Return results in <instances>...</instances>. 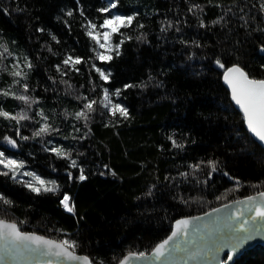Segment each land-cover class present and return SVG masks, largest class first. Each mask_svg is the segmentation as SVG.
Masks as SVG:
<instances>
[{"label": "trees", "instance_id": "16d2710c", "mask_svg": "<svg viewBox=\"0 0 264 264\" xmlns=\"http://www.w3.org/2000/svg\"><path fill=\"white\" fill-rule=\"evenodd\" d=\"M108 2L0 0V42L13 53L0 64L10 69L18 58L23 66L27 56L33 65L23 67L27 94L39 101L28 112L32 119L19 125L0 117V148L23 160L24 169L61 186L58 194L37 195L11 174L0 176V193L13 202L0 203V219L16 222L23 232L74 240L76 253L96 264L149 254L170 236L176 221L264 191V148L247 130L224 85V69L216 63H239L264 78V0H119L113 13L136 15L133 26L121 30L133 38L120 55L113 52L114 58L103 62L95 58L98 46L84 25L91 20L99 26L110 13L98 9ZM193 5L200 7L189 11ZM69 55L87 63L75 71L62 63ZM93 64L111 71L110 82L100 79ZM12 80L7 71L0 72V88ZM103 88L121 90L112 100L128 109L127 118L112 116L99 104ZM84 96L98 102L87 125L75 118ZM0 107L15 114L25 106L0 97ZM40 110L56 131L33 137L45 123ZM17 129L29 139H20ZM5 136L16 139L17 151L5 146ZM173 139L183 148L173 147ZM53 147L70 152L87 179L79 180V168L57 157ZM209 161L216 162V171ZM198 163L194 171L190 165ZM65 192L75 214L60 204ZM234 264H264V248L246 252Z\"/></svg>", "mask_w": 264, "mask_h": 264}, {"label": "snow or ice", "instance_id": "6c2138e0", "mask_svg": "<svg viewBox=\"0 0 264 264\" xmlns=\"http://www.w3.org/2000/svg\"><path fill=\"white\" fill-rule=\"evenodd\" d=\"M119 5V0H109L106 7L98 9L101 13H110L103 19V22L97 26L91 20H88L84 25L86 34L89 38L98 46L99 49L104 51H98L96 48L93 49L96 52V59L103 62H110L114 57L113 52L118 56L120 55V49L127 40H131L133 37L126 35L122 32V29H128L133 26V22L136 20V15H121L118 12L113 13L114 9H117ZM200 6L193 5L189 8V11H195ZM261 10H264V3L260 5ZM202 11V8L200 9ZM230 10V9H229ZM68 16H72L73 12L68 11ZM81 15H83V10L81 9ZM216 23V21H214ZM168 28H170L171 22H167ZM203 25V23L201 24ZM143 24H139L138 28H143ZM104 29V31H100ZM167 29L162 27L161 31H166ZM179 30V29H177ZM38 31H44L43 29H38ZM120 37L115 43L113 42V37ZM53 40L59 41L53 35ZM137 40L144 39L143 36H137ZM103 41V42H101ZM264 51V45L260 48ZM49 51H52L49 48ZM6 54L12 56L13 53L9 50L6 44L0 42V61H2ZM63 65L71 66L75 71H79L76 65L81 63H87L82 57L71 55L67 56L63 60ZM217 65L224 69L223 79L224 82L231 89L232 99L243 112L244 119L247 123V127L251 133L254 134L259 141L264 143V78L257 79L250 74L245 67L240 66L239 63L233 64L231 67L226 66L221 61H216ZM23 67L31 69L33 67L32 62L27 56L23 58V66L21 65L19 59L11 65L9 69L7 66L0 64V72L7 71L8 75L13 77L11 84L6 88H0V97L8 98L11 97L14 100L20 101L25 107H22L19 112L13 114L12 112L3 110L0 107V117H3L9 121H15L17 125L21 121H26L32 119L28 115L31 110L32 105L38 104L39 101L32 96L28 95L29 85L27 83L28 74L23 71ZM264 68V65H261ZM98 73L101 80L105 82H110V77L112 75L111 71H106L103 68L97 67L95 64L92 65ZM57 71H60V66L57 65ZM66 73H61L65 75ZM62 83H68L67 81H61ZM136 87V85L127 84L125 88ZM121 95V90L116 89L114 92H110L108 88H103V98L99 101V104L108 109L112 116H116L117 113L124 118L128 117V109L120 103H115L112 100L113 96L119 97ZM85 101L83 108L75 113V118L77 120H84L85 125H87L90 119V114L96 111L97 100L89 99L87 96L82 97ZM45 123L35 131L33 137H40L42 135L50 134L51 131H56V129H51L50 125L46 123L47 116H45L43 110L37 113ZM39 123V121H38ZM77 131H79L77 129ZM16 135L22 140H28L27 136H20L19 129H17ZM171 139V137H170ZM3 140L11 145L13 148L18 147L16 139L12 137L5 136ZM172 145L175 148H183V144L178 143L175 139L172 140ZM50 151L54 152L59 158L70 160V166L72 168H79L78 179L83 181L87 177L84 175V169L80 167L75 159L71 158V153L65 151L61 147H53ZM203 163V162H201ZM208 165L211 167L212 171L217 170L216 162L209 161ZM0 167L6 170H0V176H10V178L16 182L23 184L31 192L37 195L53 193L58 194L61 191V186L55 180L45 179L43 176L37 174L34 171H23L25 168V162L19 159L9 158L4 152L0 151ZM107 167V166H105ZM190 167L196 171L199 170L200 164L190 165ZM115 175V173H112ZM181 175L187 177L188 173H181ZM69 179L72 178V173H68ZM23 177H29L30 179L24 180ZM0 203L4 205H11L13 202L8 199L3 193H0ZM237 204L249 203L255 206V215L250 216L246 219H240L237 217L235 222V227L232 229V235L229 236L227 240H221L218 244L213 245V247L208 249L211 253L213 259L219 258L220 252L225 248H230L232 254L227 255L226 260L223 264H228L232 261L233 255L236 250L246 241L252 239L253 236L258 233L259 229L255 226V220L259 218H264V191L259 192L257 195L249 196L245 201H235ZM61 206L69 213L75 214V203L72 201V197L67 193H63L62 199L60 200ZM225 208L229 205H224ZM214 211L219 212L221 209H214ZM211 215V213H208ZM195 219H200L199 217ZM192 224L191 219H181L176 221V228L161 243L157 244L152 250L151 259L155 261H160V264H166V262L172 257L173 253L179 250L178 245L175 243L182 237L188 236V227ZM243 234V235H241ZM78 247L76 241L63 239L61 241H56L52 239L45 238L44 236L37 235L36 233H27L20 230L19 225L16 222H10L6 219H0V264H6V262L14 261L19 262L26 256H43V257H54L56 258V264H65V262H76V264H96V262L87 255H77L75 249ZM206 253L203 250L191 251L188 254V259L195 260ZM148 259L149 254L145 252L140 253H129L119 264H129L132 259ZM47 264H53L52 260H48ZM103 264V262H100Z\"/></svg>", "mask_w": 264, "mask_h": 264}, {"label": "water", "instance_id": "95a60500", "mask_svg": "<svg viewBox=\"0 0 264 264\" xmlns=\"http://www.w3.org/2000/svg\"><path fill=\"white\" fill-rule=\"evenodd\" d=\"M261 54L264 55V51H261ZM224 85L229 90V93L231 95L230 87L225 82ZM231 101L234 104V106L243 114L239 105H237L235 101L232 99V96H231ZM246 128L250 132V130L247 127V123H246ZM250 134L256 140V142L262 148H264V143L259 141L258 138H256L253 133L250 132ZM12 151L15 152L17 150H12ZM245 200L246 198L238 201H245ZM227 205H229V207L227 208H225L224 205L215 208V209H221V211L219 212H216L213 209L199 216L183 218V219L192 220V224L187 229L188 236L182 237L180 240L175 242L178 245L179 250L173 253L172 257L166 262V264H223V262L227 258V255L232 254L231 249L225 247L220 252L218 260L213 259L211 253L208 252V249L213 247V245L218 244L222 239L227 240L229 236L232 235V229L235 227V222L237 220V217H240V219H246L250 216L255 215V206L253 204H249V203L237 204L235 202H231ZM208 213H211V215H208ZM197 217H199L200 219H195ZM254 223L256 228L259 229L258 233H256L252 239L246 240L236 250V253L233 255L232 261H229L228 264H234V262L237 259H239L242 255H244L248 251L253 250L258 246L264 248V218L258 217ZM175 228H176V222L173 226V231L175 230ZM196 250H203V252L206 254L197 257V259L195 260L188 259L187 257L189 252ZM151 253H149L148 259L134 258L129 261V264H160V261H155L151 259ZM48 260H52L53 264H56V258L43 257V256H36V257L26 256L19 262L9 261L6 262V264H47ZM65 264H76V262H65Z\"/></svg>", "mask_w": 264, "mask_h": 264}, {"label": "rangeland", "instance_id": "374dc122", "mask_svg": "<svg viewBox=\"0 0 264 264\" xmlns=\"http://www.w3.org/2000/svg\"><path fill=\"white\" fill-rule=\"evenodd\" d=\"M101 42H103V41H101ZM97 50L98 51H104L103 49H99V48H97ZM5 146L6 147H11V150H17L18 149V147H16V148H13L11 145H9V144H5ZM4 149H2V148H0V151H2V152H4L3 151ZM5 153V152H4ZM5 155L7 156V157H9V158H13L12 156H10V155H8V154H6L5 153ZM14 159V158H13ZM0 169H2V167H0ZM23 171H30V170H28V169H23ZM23 179L24 180H28V179H30L29 177H23Z\"/></svg>", "mask_w": 264, "mask_h": 264}, {"label": "bare ground", "instance_id": "6f19581e", "mask_svg": "<svg viewBox=\"0 0 264 264\" xmlns=\"http://www.w3.org/2000/svg\"><path fill=\"white\" fill-rule=\"evenodd\" d=\"M229 93V92H228Z\"/></svg>", "mask_w": 264, "mask_h": 264}]
</instances>
